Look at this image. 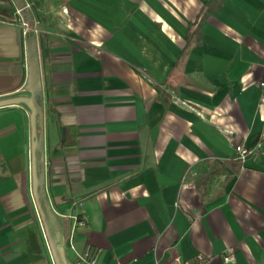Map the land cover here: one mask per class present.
<instances>
[{"label": "crops", "instance_id": "crops-1", "mask_svg": "<svg viewBox=\"0 0 264 264\" xmlns=\"http://www.w3.org/2000/svg\"><path fill=\"white\" fill-rule=\"evenodd\" d=\"M25 2L39 87L0 0V264H264V0Z\"/></svg>", "mask_w": 264, "mask_h": 264}, {"label": "water", "instance_id": "water-1", "mask_svg": "<svg viewBox=\"0 0 264 264\" xmlns=\"http://www.w3.org/2000/svg\"><path fill=\"white\" fill-rule=\"evenodd\" d=\"M15 9L19 11L20 15L24 18V20L31 24L33 22V17L30 9L28 8L25 0H11ZM27 63L29 66V79L34 87H39V78H40V68H39V59L37 55V47L35 43V39L33 36H29L27 40ZM34 90V88H33ZM20 103V101H7L0 103V107L15 105ZM31 109L33 114H39V110L37 105L35 104L34 96L31 99ZM56 262L58 263V259L56 257Z\"/></svg>", "mask_w": 264, "mask_h": 264}, {"label": "built area", "instance_id": "built-area-1", "mask_svg": "<svg viewBox=\"0 0 264 264\" xmlns=\"http://www.w3.org/2000/svg\"><path fill=\"white\" fill-rule=\"evenodd\" d=\"M17 14V21L20 24V27L22 29L23 35L25 37L27 36H33L35 39V43H36V47L39 43V29L37 27V23L36 22H32L31 24H28L24 18L20 15L19 11L16 12ZM183 105H185L184 103H182ZM227 135H231V132L229 131H225L224 132ZM251 152H249L246 148H244L243 146H237L235 148V154H236V159L240 162H243L249 155ZM77 258L80 262L84 263V264H96V255L91 253L89 249H85L83 251L82 254H77ZM200 259V258H199ZM233 259V253L232 251H228L224 256H223V261L225 263L227 262H232Z\"/></svg>", "mask_w": 264, "mask_h": 264}]
</instances>
